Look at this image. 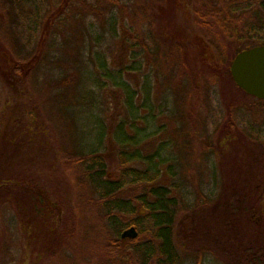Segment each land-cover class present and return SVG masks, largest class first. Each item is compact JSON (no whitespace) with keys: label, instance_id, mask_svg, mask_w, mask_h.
<instances>
[{"label":"trees","instance_id":"obj_1","mask_svg":"<svg viewBox=\"0 0 264 264\" xmlns=\"http://www.w3.org/2000/svg\"><path fill=\"white\" fill-rule=\"evenodd\" d=\"M2 1L8 6L11 23L7 27L0 22V41L14 59L2 51L0 58L14 78L30 85L51 106V120L57 125L59 139H56L61 145L58 159L75 175L81 210L95 218L99 226L95 261L177 264L173 224L180 205L173 192L178 187L177 168L186 169V166L185 160H176L168 150L174 146L182 157L192 147L194 133L185 112L188 101L196 98L198 87L188 79V67L183 59L187 48L178 43L166 47L138 31L134 18L125 17L128 12L124 0H61L43 23L36 47L21 54L7 34L13 33V29L25 47L32 46L39 16L32 17L27 7L37 0ZM220 1L227 6H219ZM231 6L227 0H203V7L193 11V22L207 34L205 51H210L214 59L211 68L198 73L200 91L220 84L224 76L246 95L232 83L229 67L239 52L264 45V17L262 28L250 24L244 29L243 21ZM260 8L264 12V0ZM37 11L40 14L38 6ZM17 20L26 31L15 30ZM26 32H29L27 42ZM249 38L256 43L243 50H231L230 44H241ZM108 42L120 45V63L116 62L113 47L108 46L107 53L104 51ZM135 75L138 82H131ZM155 84L160 85L161 93L165 90L166 98L156 93ZM110 101L117 104V114L107 115ZM82 110L93 118L90 127L78 119ZM167 113L177 124L173 132L176 137L151 146L148 142L151 138L167 133L166 125L158 121ZM85 135L87 138L81 140ZM204 143L206 153L211 154L210 142ZM109 160L115 161V173L109 170ZM164 172L171 179L170 186L160 183ZM7 185L18 186L16 182H2L0 192ZM233 196L238 201L234 202L236 206L230 209L229 216L253 229L252 235L245 236L246 249L242 252L248 254L243 258L244 264H264L260 255V251L264 253V240H260L263 223L255 224L249 219L256 207L248 195L240 198L234 193ZM208 198L212 199L213 194ZM36 199L47 211L51 207L54 224V206L40 193ZM206 200L200 197L197 203ZM235 223L230 224L229 232L237 240L242 237L243 227ZM130 227L137 230L138 237L121 239V232ZM232 256L236 262L235 252Z\"/></svg>","mask_w":264,"mask_h":264},{"label":"rangeland","instance_id":"obj_2","mask_svg":"<svg viewBox=\"0 0 264 264\" xmlns=\"http://www.w3.org/2000/svg\"><path fill=\"white\" fill-rule=\"evenodd\" d=\"M60 1L37 0L36 5L27 7L31 16L38 15L39 20L32 46L25 47L11 28L13 33L9 32L7 37L17 51L27 54L30 47H36L43 23ZM261 1L227 0V3L243 21L241 28L246 29L250 24L262 28ZM123 3L128 12L125 17L134 18L138 31L166 47L178 43L187 48L183 59H186L188 79L198 87L194 93L196 98L188 101L185 112L190 120V131L194 133L192 147L189 152L182 150V157L173 144L168 150L176 160H185L186 166V169L177 168L178 187L173 192L180 205L173 224L177 264H244L243 258L248 254L242 252L246 249L245 236L252 235L253 229L243 221L241 224L229 218V211L238 199L234 193L240 198L250 196L248 200L256 208L249 219L255 224L263 223L260 240H264V100L243 95L224 76L220 84L200 91L199 71L214 64L213 54L205 51L207 34L192 19L193 11L203 7V0H124ZM220 4L227 6L222 1ZM7 11L8 6L0 0V22L9 27L11 15L8 18ZM15 30L26 31L19 20ZM24 35L27 42L29 32ZM255 41L249 38L241 44H230L231 50H243ZM0 44V51L14 59L6 44L3 41ZM108 46L113 47L116 62L120 63V45L106 43V53ZM137 78L135 75L131 82H138ZM155 89L158 95L165 97L160 85L155 84ZM40 96L30 85L14 78L0 58V183L18 184L4 186L0 192V264H98L95 261L100 239L98 223L80 208L75 175L58 159L61 145L57 140V125L51 120V106ZM114 103L110 101L107 115L119 112ZM169 115L158 120L166 125L167 133L151 138L148 141L151 146L169 141L170 137L175 139L173 132L177 124ZM78 119L85 127L93 122L84 110L78 113ZM86 138L85 135L81 140ZM206 141L213 149L211 154L205 151ZM109 164V170L115 173V161L109 160ZM160 183L171 185L166 172ZM39 193L54 206V224L51 223V207L47 211L36 199ZM211 194L212 199L208 198ZM200 197L207 200L197 203ZM234 223L243 227L242 237L237 240L230 237L228 227ZM260 255L264 257L261 251Z\"/></svg>","mask_w":264,"mask_h":264},{"label":"water","instance_id":"obj_3","mask_svg":"<svg viewBox=\"0 0 264 264\" xmlns=\"http://www.w3.org/2000/svg\"><path fill=\"white\" fill-rule=\"evenodd\" d=\"M233 83L246 95L264 100V45L239 52L230 65ZM138 232L134 227L123 230L121 239L134 240Z\"/></svg>","mask_w":264,"mask_h":264},{"label":"flooded vegetation","instance_id":"obj_4","mask_svg":"<svg viewBox=\"0 0 264 264\" xmlns=\"http://www.w3.org/2000/svg\"><path fill=\"white\" fill-rule=\"evenodd\" d=\"M230 217V216H229ZM229 223H227V225H228ZM229 227V230H230V226H228ZM252 254V253H251Z\"/></svg>","mask_w":264,"mask_h":264}]
</instances>
